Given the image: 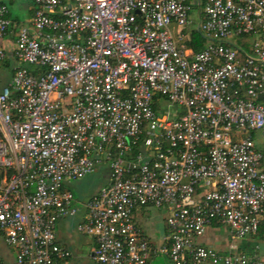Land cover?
Segmentation results:
<instances>
[{
    "label": "built area",
    "instance_id": "2783aa9c",
    "mask_svg": "<svg viewBox=\"0 0 264 264\" xmlns=\"http://www.w3.org/2000/svg\"><path fill=\"white\" fill-rule=\"evenodd\" d=\"M32 2L0 92L10 264L69 259L55 228L81 213L89 264H264L239 249L264 233V0ZM194 11L197 52L183 45ZM11 26L0 3V65ZM104 167L107 185L75 198L68 186ZM148 207L167 214L158 248L133 223ZM216 224L224 252L199 244Z\"/></svg>",
    "mask_w": 264,
    "mask_h": 264
},
{
    "label": "crops",
    "instance_id": "0c3cea01",
    "mask_svg": "<svg viewBox=\"0 0 264 264\" xmlns=\"http://www.w3.org/2000/svg\"><path fill=\"white\" fill-rule=\"evenodd\" d=\"M0 3L4 4L8 9V17L11 21V29L6 38L2 41V46L4 47L7 57L6 60L0 65V75H7L9 77L7 83L2 87L4 88L11 79L12 73L14 68L17 66V62L14 57V40H15V33L19 26L23 24H28L31 20L34 11L35 5L33 4L32 0H0ZM24 17V21H21V18ZM9 45L12 46L9 48ZM14 64V65H13ZM2 76H0L1 81ZM0 89V92L2 90ZM264 168V164H263ZM99 172L102 173L105 182L103 187H105L108 183V172L106 168L99 169ZM102 187V188H103ZM100 190V189H99ZM99 190L93 192L89 196L96 194ZM80 200H84L81 198H77ZM153 208H141L134 212L133 214V223L134 225L142 231L146 239L148 240L149 244L152 248L160 247L163 242L164 238L167 234V228L165 223V216L162 217V232L158 230V223L156 222L154 216H152L150 210ZM155 209V208H154ZM158 210V209H157ZM160 211V210H159ZM82 214V213H81ZM79 215L77 218L74 219H64L60 220L55 228V235L57 243L64 249L70 252V258L65 261H60L56 264H67L71 262V260H77L80 257V254L85 252L86 257H84V264H89L91 257L93 255V251L95 248V242L91 237L81 235L77 232L76 226L80 222H83V216ZM164 215V214H163ZM223 226L221 225H213L212 227L206 230V233L203 238L199 240V244L208 246L212 249H215L218 252H224L226 250L227 242L229 241L227 231L224 227V232L222 236L218 235V232ZM163 235H162V234ZM77 234L78 238H75ZM83 238H81V237ZM85 247V250H83ZM264 248V233L260 232L253 238H249L243 241L239 249L240 251L246 253H257L260 256H264V254L260 253V249ZM262 251V250H261ZM263 252V251H262ZM2 258V257H1ZM160 256H152L149 264H171L168 262L164 263L159 261ZM5 260V259H4ZM6 261V260H5ZM7 262V261H6ZM9 264L12 263L8 262Z\"/></svg>",
    "mask_w": 264,
    "mask_h": 264
},
{
    "label": "rangeland",
    "instance_id": "374dc122",
    "mask_svg": "<svg viewBox=\"0 0 264 264\" xmlns=\"http://www.w3.org/2000/svg\"><path fill=\"white\" fill-rule=\"evenodd\" d=\"M21 21L22 22L24 21V17L21 18ZM190 21H191V24L184 29V34L188 35V36H190V33H192L196 29V26H197V15H196L195 11L191 14ZM23 25H27V24H23ZM184 44L188 47L187 40L183 43V45ZM12 46H14V45H12ZM12 46L9 45V48H11ZM248 47H249V44H248ZM17 65H18V62H17ZM0 76H2L1 81H0V89H1L7 83L9 77L6 74L0 75ZM104 182H105V179L103 178L102 173H100L99 170H97L95 173H93L90 176H87L86 178H84L82 180L72 182L68 186V188H69V190H71L75 194L76 198L82 197V199L85 200V199H88L90 197L89 196L90 194L101 189L103 187ZM150 208H153V207H150ZM150 212H151L152 216H154L156 222L158 223V230L162 232V229H163L162 228V222H163L162 217L165 216L164 210L161 209L159 211V210L153 208L150 210ZM166 216H167V214H166ZM165 220H166V218H165ZM223 232H224V227H222L220 229V231L218 232V235L222 236ZM75 235H76L75 238H78L77 237L78 235L77 234H75ZM81 238H83V237H81ZM83 250H85V247H83ZM260 253L264 254V248L260 249ZM1 257H2V259H5L7 262L13 261V255H12L11 250L5 245L2 237L0 236V259H1ZM84 257H86V255H85V252L83 251V253L80 254V257L77 258V260L73 259V260H71V262H68L67 264H84L85 263L83 260ZM168 260L169 259L165 256H160V258H159V261L164 262V263L165 262L167 263ZM167 264H169V263H167Z\"/></svg>",
    "mask_w": 264,
    "mask_h": 264
},
{
    "label": "trees",
    "instance_id": "16d2710c",
    "mask_svg": "<svg viewBox=\"0 0 264 264\" xmlns=\"http://www.w3.org/2000/svg\"><path fill=\"white\" fill-rule=\"evenodd\" d=\"M2 4V3H1ZM189 42H188V46L192 47L193 51L194 52H197L201 49H203V46L205 45V40L204 38H202V36L197 33L195 30L190 33V36H189ZM71 191V190H70ZM72 192V191H71ZM73 193V192H72ZM74 197H75V194L73 193ZM76 198V197H75ZM220 225V224H219Z\"/></svg>",
    "mask_w": 264,
    "mask_h": 264
}]
</instances>
